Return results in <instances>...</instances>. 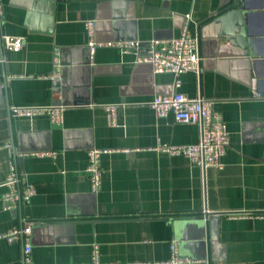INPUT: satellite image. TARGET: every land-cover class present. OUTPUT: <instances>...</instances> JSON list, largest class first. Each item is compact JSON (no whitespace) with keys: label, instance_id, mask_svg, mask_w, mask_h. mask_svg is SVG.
Wrapping results in <instances>:
<instances>
[{"label":"crops","instance_id":"obj_1","mask_svg":"<svg viewBox=\"0 0 264 264\" xmlns=\"http://www.w3.org/2000/svg\"><path fill=\"white\" fill-rule=\"evenodd\" d=\"M230 1L0 0V37L23 39L20 51L0 53V233L34 221L32 263L154 264L169 260L175 241L190 259L264 264V0H242L245 51L220 38L212 19ZM186 16L199 42L198 76L153 74L131 54L87 47L86 21L95 22V42L139 41L145 53L148 40L178 37ZM55 49L60 68L51 79ZM175 93L215 100L229 133L221 169L201 171L156 150L199 138L197 125L149 108ZM48 105L64 108L61 123L10 111ZM109 105L119 109L116 126ZM91 149L107 151L97 193L86 172ZM10 163L34 194L4 211ZM22 245L0 240V264H23Z\"/></svg>","mask_w":264,"mask_h":264},{"label":"built area","instance_id":"obj_2","mask_svg":"<svg viewBox=\"0 0 264 264\" xmlns=\"http://www.w3.org/2000/svg\"><path fill=\"white\" fill-rule=\"evenodd\" d=\"M189 16H186V21ZM188 21L176 38L167 41L148 40L145 42V53H141L139 41H122L97 43L94 40V21L84 22L87 37V47L90 54H94L96 48L107 47L119 50L121 54H131L135 64L150 65L153 74L170 73L177 78L180 74L193 72L200 74V53L198 38L191 35L188 30ZM23 47L21 37L1 36L0 53L17 52ZM0 61L3 59L0 56ZM60 68L59 53L55 49L52 54V73L50 78H57ZM176 80L175 86H178ZM215 100L201 95L187 97L175 93L170 96H156L150 103L149 108L157 118L171 115L174 121L183 124H195L199 128V138L191 145H160L156 150L168 156H185L192 164L201 171L207 168L221 169V158L229 147V133L222 117L213 108ZM118 107L109 105L105 107L107 122L110 126H116ZM11 113L15 117L46 116L50 123L59 124L62 121L64 108L62 106H35V107H12ZM4 147L9 148L8 145ZM107 153L106 150L91 149L87 152L86 172L89 176L90 188L97 193L101 185L102 169L100 156ZM38 157L54 156L53 152L33 154ZM7 190L1 196V206L4 211L14 210L20 201L27 202L34 194V188L28 184H21L16 174L13 163L9 164L8 174L3 184ZM20 187H22L20 189ZM226 217L249 216V214L230 213ZM260 216H264L261 214ZM35 222L25 221L20 228L6 233H0V240L9 243L22 241V263L34 264L31 261V232ZM170 258L167 261L154 264H215L208 260H194L180 256L177 252V243L170 242ZM96 264V263H94Z\"/></svg>","mask_w":264,"mask_h":264},{"label":"water","instance_id":"obj_3","mask_svg":"<svg viewBox=\"0 0 264 264\" xmlns=\"http://www.w3.org/2000/svg\"><path fill=\"white\" fill-rule=\"evenodd\" d=\"M214 24H218V35L220 38L229 41L230 44H237L244 51L246 49V13L242 0H232L221 6L212 16ZM249 53H245L248 55Z\"/></svg>","mask_w":264,"mask_h":264}]
</instances>
